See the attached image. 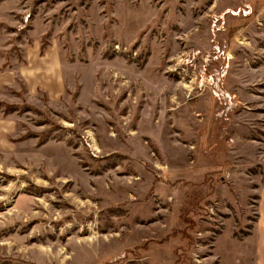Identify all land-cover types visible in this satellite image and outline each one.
<instances>
[{"label": "rangeland", "instance_id": "374dc122", "mask_svg": "<svg viewBox=\"0 0 264 264\" xmlns=\"http://www.w3.org/2000/svg\"><path fill=\"white\" fill-rule=\"evenodd\" d=\"M0 80V264H257L264 0H0Z\"/></svg>", "mask_w": 264, "mask_h": 264}, {"label": "crops", "instance_id": "0c3cea01", "mask_svg": "<svg viewBox=\"0 0 264 264\" xmlns=\"http://www.w3.org/2000/svg\"><path fill=\"white\" fill-rule=\"evenodd\" d=\"M4 89L3 83L0 80V91ZM6 122L0 120V143L4 141L6 136ZM260 213V218L257 224L256 235H257V264H264V208ZM263 213V215H262ZM261 229L262 231H260Z\"/></svg>", "mask_w": 264, "mask_h": 264}]
</instances>
